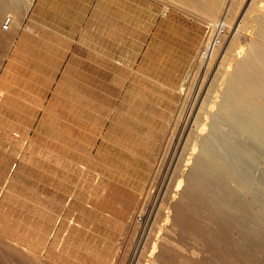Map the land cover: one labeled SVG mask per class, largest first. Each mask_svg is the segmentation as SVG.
<instances>
[{"label":"rangeland","instance_id":"374dc122","mask_svg":"<svg viewBox=\"0 0 264 264\" xmlns=\"http://www.w3.org/2000/svg\"><path fill=\"white\" fill-rule=\"evenodd\" d=\"M227 1L0 0V264H136L140 232L171 213L154 264H264V202L195 158L230 83L264 103V63L235 55L251 39L264 52L259 0ZM82 4L84 35H53L65 24L51 13ZM39 65L52 91L21 78ZM38 90L53 118H15Z\"/></svg>","mask_w":264,"mask_h":264},{"label":"bare ground","instance_id":"6f19581e","mask_svg":"<svg viewBox=\"0 0 264 264\" xmlns=\"http://www.w3.org/2000/svg\"><path fill=\"white\" fill-rule=\"evenodd\" d=\"M232 1L233 0H228L224 6L226 7L225 9H228V11H230L229 9L232 5ZM254 1L256 2V0ZM255 2L253 4H255ZM258 2L260 3V6L257 9H259L260 12H257L259 14H256L257 16L254 19V22L256 20V23L260 24L261 34L264 36V0H259ZM232 23L233 25L231 26L233 28H235L234 26L238 24V27L236 28L237 30L240 26H242V20H237L235 24L234 22ZM256 45L258 46L259 43L251 39L245 55L234 53L237 58L236 66H239L240 69H244L246 66H252L256 63H264V52H257L258 54H256L257 56L254 58V54L251 55L252 53L256 52ZM213 55L214 53H212L211 56H208L212 58ZM250 55L253 58L251 59L250 63L241 61L242 58H247ZM222 64H224V62H222ZM223 71L224 70H222V72ZM260 73L264 74V72L262 71H260ZM240 81L241 80L238 79L239 83H241ZM255 91L256 86L253 84L238 85L236 83H230L227 86L225 95L226 97L224 96L225 98L221 102L220 108L216 111V113H218L210 122V129L213 131H203L200 129V132L198 134L196 133L201 141V152L195 153V158L202 156L206 161L209 160L212 163H215L217 167L216 169L219 172L229 174L231 173L235 175V177L233 178L234 180H236L239 184L241 183L243 186H245L249 191H251L253 195L256 196L258 200H262V202H264V167H262L263 165L261 166V163L264 160V103H262L255 97ZM260 166L262 167V171L257 174V170L260 168ZM213 168H215V166H213ZM189 169H191V167ZM238 183L236 185H238ZM259 203L261 204V201ZM171 214H168V216L165 217L166 219L161 222L160 225L157 223V225H159V228L157 230H154L150 224V226H147L145 230L140 232L141 234L138 237V241L136 240L138 244L137 254H135L136 264H142L144 260H146V264H154L166 254L165 250L167 249L168 242H170V236L168 235V233L173 228H175L174 220L172 221L170 219L171 221H169V217L171 216ZM181 216L182 218L180 217V221H182V219L184 218H188L189 214L181 213ZM200 230V235L207 236V230Z\"/></svg>","mask_w":264,"mask_h":264},{"label":"crops","instance_id":"0c3cea01","mask_svg":"<svg viewBox=\"0 0 264 264\" xmlns=\"http://www.w3.org/2000/svg\"><path fill=\"white\" fill-rule=\"evenodd\" d=\"M52 8H55L54 6ZM57 8V7H56ZM63 8H66L65 11H57L56 9L51 13L52 16L58 17L61 16L64 19V24L60 31L54 33L53 35H84L83 32L80 31H74L75 29V23L77 24H84L85 23V5H78L77 7L71 5V8L69 9L67 6H63ZM11 23V22H10ZM17 26V25H16ZM10 27V24L7 28ZM20 28L23 30V25H20ZM26 29L30 31V26L27 25ZM14 34H16V28L13 30ZM30 32H33L32 30ZM13 34V35H14ZM23 32L21 33V35ZM20 35V33L18 34ZM32 35H37V33ZM48 64V63H46ZM8 72L7 69H4L1 72V77L4 76ZM24 73L25 75H22L21 78L30 79L32 78V82L36 83V86H38L39 89L41 88H48L50 91H52L54 86V71L52 67H49V65H45L44 67H40V65L35 69H27ZM35 79V80H34ZM4 84L3 87H7V85ZM22 86H25L22 85ZM35 86V87H36ZM1 88V87H0ZM4 89V88H1ZM3 95L5 94V91L3 90ZM50 93V92H49ZM36 99H23L22 103L16 107V113L18 115L15 116L17 119H27V120H47L52 119L53 116L51 113L53 112L52 107V101L48 100L47 92H41L38 90L35 92ZM31 132V131H30ZM15 133L18 135V131H15ZM20 135H23L21 131H19ZM30 134V133H29ZM28 135V134H27ZM18 165V162H16L14 165H11V167L16 168Z\"/></svg>","mask_w":264,"mask_h":264},{"label":"built area","instance_id":"2783aa9c","mask_svg":"<svg viewBox=\"0 0 264 264\" xmlns=\"http://www.w3.org/2000/svg\"><path fill=\"white\" fill-rule=\"evenodd\" d=\"M11 22V17H8L5 22L3 23V27L7 28L9 26ZM224 31L223 30V26L220 25L217 29L216 33H211L210 35H214L211 39H209L208 41H206V43L204 44V52H207L209 49L213 48V46L216 43H219L220 39H218V35H220V33Z\"/></svg>","mask_w":264,"mask_h":264}]
</instances>
